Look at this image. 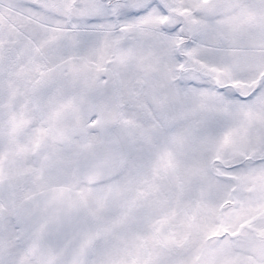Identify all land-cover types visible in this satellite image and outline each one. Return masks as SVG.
I'll return each mask as SVG.
<instances>
[{
    "label": "snow or ice",
    "instance_id": "snow-or-ice-1",
    "mask_svg": "<svg viewBox=\"0 0 264 264\" xmlns=\"http://www.w3.org/2000/svg\"><path fill=\"white\" fill-rule=\"evenodd\" d=\"M0 264H264V0H0Z\"/></svg>",
    "mask_w": 264,
    "mask_h": 264
}]
</instances>
